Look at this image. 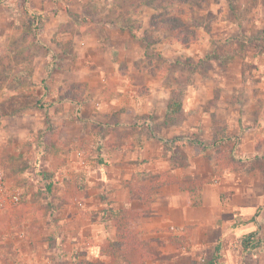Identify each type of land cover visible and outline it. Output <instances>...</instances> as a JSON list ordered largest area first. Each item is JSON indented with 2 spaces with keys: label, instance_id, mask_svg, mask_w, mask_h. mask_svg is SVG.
Returning a JSON list of instances; mask_svg holds the SVG:
<instances>
[{
  "label": "rangeland",
  "instance_id": "374dc122",
  "mask_svg": "<svg viewBox=\"0 0 264 264\" xmlns=\"http://www.w3.org/2000/svg\"><path fill=\"white\" fill-rule=\"evenodd\" d=\"M181 9L188 28L197 30L195 42L184 44L170 30L151 28L154 15L178 16ZM92 14L118 16L122 32L135 30L138 48L121 55L120 63L127 67L135 61L137 68L122 72L141 84L136 89L143 96L150 93L149 80L156 82L159 113L166 115L172 95L187 100L188 113L156 125L183 122L194 149L203 152L204 161L213 160L214 176L190 182L195 194L204 181L222 179L230 187L223 198L231 196L224 205L252 207L249 214L236 208L222 215L230 230L252 228L226 248L222 245L221 254L230 252L232 259L222 256L218 264H264V0H205L188 7L162 0H0V184L7 193H20L17 203L0 207V240L15 241L23 234L36 241L24 252L2 249L12 261L0 264H141L145 259L147 248L110 247L111 238L97 245L82 232L74 245H55L54 228L59 223L68 227L70 215L81 225L97 220L106 230L114 226L110 204L94 208L86 202L88 177L99 167L79 166L98 151L107 132V119L99 114L109 107L95 100L98 93L108 96L106 82L98 71L90 72L89 58L74 39V31L84 29L83 21ZM138 49L142 56L136 58ZM61 92L73 101H60ZM12 129L26 133L20 142L15 139L24 147L19 156L11 151ZM43 145L63 154L57 166L40 164ZM79 150L83 155L71 160ZM67 230L61 232L62 241H67ZM168 258L162 264H176Z\"/></svg>",
  "mask_w": 264,
  "mask_h": 264
},
{
  "label": "crops",
  "instance_id": "0c3cea01",
  "mask_svg": "<svg viewBox=\"0 0 264 264\" xmlns=\"http://www.w3.org/2000/svg\"><path fill=\"white\" fill-rule=\"evenodd\" d=\"M66 20L70 22V19ZM83 23L84 29L81 26L74 31V39H79L76 44L84 49L86 59L89 58L86 64L90 72L98 71L103 75L102 81L106 82L108 96L106 92L98 93L95 100L99 106L107 104L109 107L99 114V117L101 115L107 119L104 121L107 132L102 137L101 147L90 155L87 162L79 164L85 170H89L90 165L99 167L88 177L90 187L86 191V202L91 201L89 203L94 208L110 204L113 210L120 212V219L125 216L130 219L121 222L120 229L114 223V226L106 230L100 221L81 225L70 215L67 218L68 227H60L59 223L54 228L55 245H74L81 232L84 239L94 240L98 245L103 239L116 240L120 231V240H125L122 234L130 233L148 245L151 253L148 264H162V258L166 255L169 256L167 262L176 264H199L204 256L210 260L214 253L211 257L207 255V251L215 250L219 242L226 248L239 234L252 228L242 226L230 230L227 222H221L222 215L227 216L236 208H243L249 214L252 207L224 205L231 200V196L223 198V193L230 187L222 179L204 183L198 194L187 188L193 179L214 176L213 160L204 161L203 152L194 149V144L187 140L190 131L183 122L175 126L157 127L156 124L162 122L165 115L156 110L154 97L159 93L154 80L150 79L147 84L149 95L143 96L136 89L141 84L135 83L133 78L122 72L125 68L133 71L137 68L135 61H128L127 67L120 63L121 55L124 58L127 53H135L134 49L138 48L135 47L137 40L132 33L135 30L128 28L122 32L120 17L114 15L92 14ZM136 54V58H139L142 51L138 49ZM59 100L73 101L63 97L62 92ZM116 103H120L119 108ZM186 104L187 100L184 98L182 111L188 113ZM196 114L200 115V111ZM17 117L20 122H25L23 116ZM195 128L198 132L199 128ZM11 134L14 142L16 138L20 142L26 137V133L20 130L12 129ZM18 142L11 146V151L19 156L24 147L21 149ZM39 150L42 166H57L62 154L57 152V148L54 147L53 150L52 147L43 145ZM35 153L37 155L36 151ZM177 156L184 160V164L177 162ZM75 157H78L76 152L70 155L71 160ZM102 166L106 168L103 169ZM68 172L73 174L74 168H69ZM76 176L74 175L75 178ZM64 228L72 233L66 237L67 241H62L60 237ZM174 240H178L180 244ZM35 242L28 235L24 238L23 234L15 241L0 240V263L12 261L8 257L10 254L2 252V249L10 252L20 248L24 252V246L30 244L33 249ZM31 254L35 258L37 252L32 251ZM222 256L227 260L232 259L230 252H225ZM19 258L23 261L21 254Z\"/></svg>",
  "mask_w": 264,
  "mask_h": 264
},
{
  "label": "trees",
  "instance_id": "16d2710c",
  "mask_svg": "<svg viewBox=\"0 0 264 264\" xmlns=\"http://www.w3.org/2000/svg\"><path fill=\"white\" fill-rule=\"evenodd\" d=\"M152 0H149V2H151ZM163 2H168L170 4L173 5H178L180 6H202L205 2V0H162ZM150 4V3H148ZM183 9L178 10V16L172 15L171 14H167V15H154L152 20H151V28L155 31H161V30H170L172 33L175 34V37L182 43L184 44H188L191 42H195L198 39V33L196 29H190V27L188 28V24L185 21L184 17L182 16L183 14ZM174 13V12H173ZM192 28V27H191ZM64 97V96H63ZM67 98V97H65ZM183 100L184 97L183 95L178 97L176 95H172L169 104L167 105V110H166V115H165V119L166 120V124L167 123H173L175 120V116L177 115V113H180L182 111V106H183ZM209 181H204V183H207ZM203 186V183L201 185H199V189H201ZM187 188L192 191L195 192L196 189L194 187H192L190 184L187 186ZM112 219L114 221V223L117 225V227L120 229V223H124L125 220L129 221L130 217L125 216L124 219H120V212L117 211H113V216ZM254 232L248 233L246 235V238H251L253 236ZM120 231L118 232V236L116 240H110L109 245L110 247L113 246H118L120 247V249H124L125 247L128 246H142L146 253H144L145 259H143L141 261V264H146L145 261L148 259V256H151V253L149 251V247L148 245H146V243H144L141 240H138V238L130 233H126V234H122V236H125V240H120ZM184 241V240H183ZM182 241V242H183ZM249 241V239H248ZM174 242H178V244H180V242L178 240H174ZM221 243L219 242L216 247H215V252L213 257L210 260H204L201 261L199 264H218L219 259L222 257L221 254ZM101 253L104 254L105 253V246L101 247ZM135 261V257L133 259Z\"/></svg>",
  "mask_w": 264,
  "mask_h": 264
},
{
  "label": "built area",
  "instance_id": "2783aa9c",
  "mask_svg": "<svg viewBox=\"0 0 264 264\" xmlns=\"http://www.w3.org/2000/svg\"><path fill=\"white\" fill-rule=\"evenodd\" d=\"M77 156H82L83 151H77ZM20 200V193L18 191L7 193L0 184V207L6 205V204H14L17 203Z\"/></svg>",
  "mask_w": 264,
  "mask_h": 264
}]
</instances>
